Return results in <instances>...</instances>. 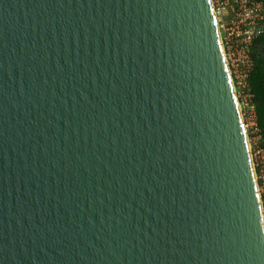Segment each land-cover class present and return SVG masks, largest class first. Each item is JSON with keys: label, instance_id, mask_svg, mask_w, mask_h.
I'll list each match as a JSON object with an SVG mask.
<instances>
[{"label": "water", "instance_id": "obj_1", "mask_svg": "<svg viewBox=\"0 0 264 264\" xmlns=\"http://www.w3.org/2000/svg\"><path fill=\"white\" fill-rule=\"evenodd\" d=\"M0 264H264L212 0H0Z\"/></svg>", "mask_w": 264, "mask_h": 264}, {"label": "built area", "instance_id": "obj_2", "mask_svg": "<svg viewBox=\"0 0 264 264\" xmlns=\"http://www.w3.org/2000/svg\"><path fill=\"white\" fill-rule=\"evenodd\" d=\"M212 4L224 57L241 113L242 106L238 94L247 92L249 106L254 109V122L251 128L258 133L260 131L256 102L250 89L249 78L255 67L253 59L255 40L264 35V3L261 0H212ZM244 126L247 132L245 122ZM259 136L261 137V132ZM250 152L264 213V148L252 151L250 146Z\"/></svg>", "mask_w": 264, "mask_h": 264}, {"label": "trees", "instance_id": "obj_3", "mask_svg": "<svg viewBox=\"0 0 264 264\" xmlns=\"http://www.w3.org/2000/svg\"><path fill=\"white\" fill-rule=\"evenodd\" d=\"M264 3V0H261ZM264 44V35L255 40L253 46V59L255 61V67L253 72L249 78V84L251 92L254 94L255 102H256V114L258 119V125L262 130L261 137H262V147L264 148V106L259 105V101L261 99V93L263 92L260 85V81L263 77V67L260 65L259 57H260V50L259 46ZM260 96V97H259Z\"/></svg>", "mask_w": 264, "mask_h": 264}, {"label": "rangeland", "instance_id": "obj_4", "mask_svg": "<svg viewBox=\"0 0 264 264\" xmlns=\"http://www.w3.org/2000/svg\"><path fill=\"white\" fill-rule=\"evenodd\" d=\"M246 94L247 92H244V93L242 92V94L240 93V95L238 94V96H239V101L242 106L244 122L247 125V130H248L247 133L249 136L250 146H251L252 151H255L259 149L260 147H262V139L259 136L260 132L257 133L253 128H251L254 122L253 120L254 109L249 106V102H248L249 100ZM259 131H260V128H259Z\"/></svg>", "mask_w": 264, "mask_h": 264}, {"label": "flooded vegetation", "instance_id": "obj_5", "mask_svg": "<svg viewBox=\"0 0 264 264\" xmlns=\"http://www.w3.org/2000/svg\"><path fill=\"white\" fill-rule=\"evenodd\" d=\"M259 50H260V57H259V61H260V65L263 67V71H264V44L259 46ZM261 86L263 92L261 93V99L259 101V105L260 106H264V72H263V77L262 80L260 81V85ZM260 97V96H259ZM260 128V127H259ZM260 132L262 133V130L260 128Z\"/></svg>", "mask_w": 264, "mask_h": 264}, {"label": "bare ground", "instance_id": "obj_6", "mask_svg": "<svg viewBox=\"0 0 264 264\" xmlns=\"http://www.w3.org/2000/svg\"><path fill=\"white\" fill-rule=\"evenodd\" d=\"M246 128V127H245ZM249 147H250V145H249Z\"/></svg>", "mask_w": 264, "mask_h": 264}]
</instances>
